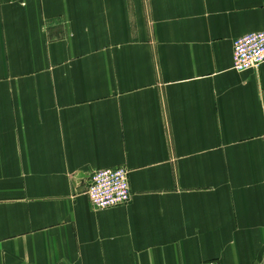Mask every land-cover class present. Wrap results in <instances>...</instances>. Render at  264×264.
<instances>
[{"label": "crops", "instance_id": "crops-1", "mask_svg": "<svg viewBox=\"0 0 264 264\" xmlns=\"http://www.w3.org/2000/svg\"><path fill=\"white\" fill-rule=\"evenodd\" d=\"M263 29L264 0H0V264H264V64L233 66Z\"/></svg>", "mask_w": 264, "mask_h": 264}, {"label": "built area", "instance_id": "built-area-1", "mask_svg": "<svg viewBox=\"0 0 264 264\" xmlns=\"http://www.w3.org/2000/svg\"><path fill=\"white\" fill-rule=\"evenodd\" d=\"M264 64V29L246 34L234 42L233 66L239 72L259 68ZM92 206L106 209L128 204L132 200L129 170L124 167L96 170L87 190ZM205 264H219L209 261Z\"/></svg>", "mask_w": 264, "mask_h": 264}]
</instances>
